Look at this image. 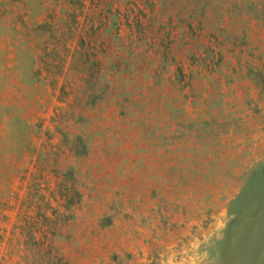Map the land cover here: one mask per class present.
I'll use <instances>...</instances> for the list:
<instances>
[{
    "label": "rangeland",
    "instance_id": "rangeland-1",
    "mask_svg": "<svg viewBox=\"0 0 264 264\" xmlns=\"http://www.w3.org/2000/svg\"><path fill=\"white\" fill-rule=\"evenodd\" d=\"M263 4L0 0L1 262L47 213L71 264H245Z\"/></svg>",
    "mask_w": 264,
    "mask_h": 264
},
{
    "label": "trees",
    "instance_id": "trees-1",
    "mask_svg": "<svg viewBox=\"0 0 264 264\" xmlns=\"http://www.w3.org/2000/svg\"><path fill=\"white\" fill-rule=\"evenodd\" d=\"M261 10H264V8ZM16 119L21 122L24 128L29 129L31 127L26 119L22 118L20 115L16 116ZM243 202L246 208H253L247 199H244ZM254 208H256V205ZM250 216L253 218H251L250 228L248 229L246 235H244L245 243H242L245 245V251H247V256L243 263L263 264L264 203L257 205V210L254 211L253 215ZM23 220L25 221V219H23V217L20 215L19 223H22ZM55 220V216L48 215L47 213H44L39 218L32 217L30 219L33 226H37L41 222H44L47 227H42V229L36 227L38 231H20V234L17 238V241L20 244L17 264H71L70 258L60 251V248L54 244V238L57 234L54 226L52 227V225L54 224ZM37 233L42 235V239L36 238ZM30 237L35 240L33 249H28V239ZM3 238V234H0V242L3 241ZM0 264H3L1 260Z\"/></svg>",
    "mask_w": 264,
    "mask_h": 264
}]
</instances>
